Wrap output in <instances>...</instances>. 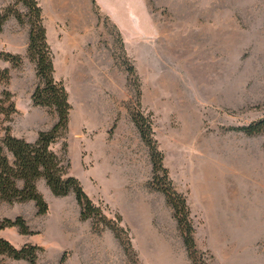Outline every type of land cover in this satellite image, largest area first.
<instances>
[{
  "label": "rangeland",
  "instance_id": "374dc122",
  "mask_svg": "<svg viewBox=\"0 0 264 264\" xmlns=\"http://www.w3.org/2000/svg\"><path fill=\"white\" fill-rule=\"evenodd\" d=\"M211 1L214 9L201 7ZM14 2L0 0V11ZM38 2L55 78L72 104L69 132L52 149L110 218L122 216L140 263L194 264L173 209L149 186V148L130 115L138 91L206 264H264V133L237 129L264 117V0ZM29 31L12 16L0 34V67L11 72L0 98L13 94L19 112L9 123L27 139L57 122L32 104L38 78ZM4 52L21 54L22 66ZM39 187L49 203L44 215L33 201L0 204L1 219L22 216L32 234L13 227L2 236L16 247L41 246L39 264H134L114 232L97 233L92 220H81L74 194L57 197L44 180Z\"/></svg>",
  "mask_w": 264,
  "mask_h": 264
},
{
  "label": "trees",
  "instance_id": "16d2710c",
  "mask_svg": "<svg viewBox=\"0 0 264 264\" xmlns=\"http://www.w3.org/2000/svg\"><path fill=\"white\" fill-rule=\"evenodd\" d=\"M19 4L27 8V14L18 9ZM12 16L16 17L21 24L30 25L27 55L36 64L38 78V84L31 96L32 104L35 107L47 108L56 114L57 122L51 129L40 131L35 141L15 135L9 122L19 111L12 100L13 94L9 90L3 92L0 98V204L33 201L38 213L46 214L49 211V203L39 188L40 181L44 180L57 197L74 194L80 206L81 220H92L93 229L97 233L110 229L121 241L132 262L141 264L129 238L128 230L121 225L122 216L118 215L117 219L110 218L85 191L81 180L70 173L69 162L52 149V145L60 139H65L69 132L72 104L66 86L55 78L54 56L48 42L42 7L38 0H15L13 4L0 11V34ZM2 55L15 67L23 64L24 58L21 54L4 52ZM128 71L137 79L134 66H129ZM10 80L9 68L0 67V82L9 83ZM140 98L141 91H138L137 107L130 109V115L142 141L149 148L153 167L149 186L164 194L169 206L173 209L194 264H206L204 255L197 246L196 230L191 219L188 200L176 189L170 171L164 164L165 156L155 136L153 117L144 112ZM237 129L248 136L262 134L264 133V117ZM64 152H67V143ZM13 227H18L22 234H32L24 217L0 218V256L25 260L29 264H39V254L43 250L41 246L26 243L22 247H16L2 236L3 230ZM0 264L8 263L0 262Z\"/></svg>",
  "mask_w": 264,
  "mask_h": 264
},
{
  "label": "crops",
  "instance_id": "0c3cea01",
  "mask_svg": "<svg viewBox=\"0 0 264 264\" xmlns=\"http://www.w3.org/2000/svg\"><path fill=\"white\" fill-rule=\"evenodd\" d=\"M202 8H205V9H207V8H210V9H214L215 8V3L214 2H206L204 5H202L201 6ZM47 35H48V42L50 41V38H49V33H47ZM14 52H19V53H21V52H23L22 50H17V49H14L13 50ZM54 65H55V63H54ZM57 68H55V70H56ZM55 73H56V71H55ZM37 136L38 135H36L35 137H33V138H31V139H27V140H29V141H35L36 139H37ZM40 188V187H39Z\"/></svg>",
  "mask_w": 264,
  "mask_h": 264
},
{
  "label": "bare ground",
  "instance_id": "6f19581e",
  "mask_svg": "<svg viewBox=\"0 0 264 264\" xmlns=\"http://www.w3.org/2000/svg\"><path fill=\"white\" fill-rule=\"evenodd\" d=\"M77 13V12H76ZM76 15V14H75ZM81 15V14H80ZM80 15H78V16H80ZM77 16V15H76ZM78 18V17H77ZM80 19V18H79Z\"/></svg>",
  "mask_w": 264,
  "mask_h": 264
}]
</instances>
